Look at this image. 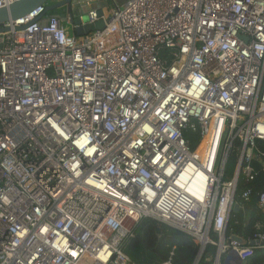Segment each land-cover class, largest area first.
<instances>
[{"label": "built area", "instance_id": "obj_1", "mask_svg": "<svg viewBox=\"0 0 264 264\" xmlns=\"http://www.w3.org/2000/svg\"><path fill=\"white\" fill-rule=\"evenodd\" d=\"M49 5L1 26L0 264H134L123 245L144 218L194 238L193 264L207 245L246 264L264 234L225 231L264 158V0Z\"/></svg>", "mask_w": 264, "mask_h": 264}, {"label": "trees", "instance_id": "obj_2", "mask_svg": "<svg viewBox=\"0 0 264 264\" xmlns=\"http://www.w3.org/2000/svg\"><path fill=\"white\" fill-rule=\"evenodd\" d=\"M183 137L195 148L199 138L186 131ZM258 149L264 152V142H259ZM235 155L227 163L228 176L233 172ZM253 179L240 176L236 188V202L239 209L232 213L226 226L227 237L238 236L247 242L256 240L264 234V207L258 204V194L264 191V158L254 156ZM250 190V201L241 199V194ZM210 239L217 241L215 233L210 232ZM200 244L189 235L160 223L152 218L142 219L132 238L123 245V251L134 264H161L171 258L172 264H193L200 254ZM216 247L207 245L198 264H213ZM246 264H264V249L257 250Z\"/></svg>", "mask_w": 264, "mask_h": 264}, {"label": "water", "instance_id": "obj_3", "mask_svg": "<svg viewBox=\"0 0 264 264\" xmlns=\"http://www.w3.org/2000/svg\"><path fill=\"white\" fill-rule=\"evenodd\" d=\"M73 1L74 0H61L59 2L50 4L49 6L46 7V12H53L62 7H64L65 11L71 12L72 11L71 5ZM46 3H48V0H20L18 2L9 5L8 7L0 9V33L5 31V29H1V26L3 24L24 17L38 6L44 5ZM74 23L77 24L78 22L75 20ZM92 29H93L92 26H87L83 30L80 28L75 29L74 30L75 36L76 37L84 36L88 34ZM237 211H238V206L234 205L232 208V212L236 213ZM231 239L238 242L241 247H245L247 245L256 247L257 245H259V242L256 240L247 242L238 236H231ZM262 244L264 245V242Z\"/></svg>", "mask_w": 264, "mask_h": 264}, {"label": "rangeland", "instance_id": "obj_4", "mask_svg": "<svg viewBox=\"0 0 264 264\" xmlns=\"http://www.w3.org/2000/svg\"><path fill=\"white\" fill-rule=\"evenodd\" d=\"M48 2L50 3V4H53L54 3V0H48ZM65 9H64V7H62V8H60V9H58V10H55V11H53L52 12V14L54 15V16H63L64 14H65ZM233 169H234V165H233Z\"/></svg>", "mask_w": 264, "mask_h": 264}]
</instances>
